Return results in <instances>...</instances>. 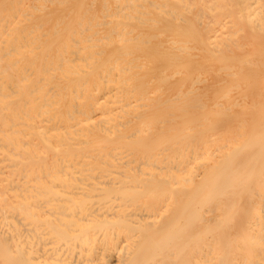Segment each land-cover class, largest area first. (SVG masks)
<instances>
[{
  "label": "bare ground",
  "instance_id": "obj_1",
  "mask_svg": "<svg viewBox=\"0 0 264 264\" xmlns=\"http://www.w3.org/2000/svg\"><path fill=\"white\" fill-rule=\"evenodd\" d=\"M0 264H264V0H0Z\"/></svg>",
  "mask_w": 264,
  "mask_h": 264
},
{
  "label": "rangeland",
  "instance_id": "obj_2",
  "mask_svg": "<svg viewBox=\"0 0 264 264\" xmlns=\"http://www.w3.org/2000/svg\"><path fill=\"white\" fill-rule=\"evenodd\" d=\"M218 66H219V65H218ZM245 67H247V66H245ZM209 77H211V75H209L208 78H209ZM250 82H251V81H250ZM252 82H253V81H252ZM252 82H251L250 84H253ZM242 84H243V85H242ZM242 84H241V88H242V87L246 88V87H245V84H244V83H242ZM250 84L248 83L247 86H248V87H251ZM196 85H197V86H198V85L200 86L201 84H195L194 86H192V87H194L193 89H195V90H197V86H196ZM199 86H198V87H199ZM189 87H190V86H189ZM189 87H187V88L190 89L191 87H190V88H189ZM195 87H196V88H195ZM187 88H185V89H187ZM191 89H192V88H191ZM247 89H250V88H247ZM247 89H246V90H247ZM222 92H223V93H222ZM218 93H219L220 95H222V94H224V91L221 90L220 88H218ZM224 98H225V97H222L221 100H223Z\"/></svg>",
  "mask_w": 264,
  "mask_h": 264
}]
</instances>
